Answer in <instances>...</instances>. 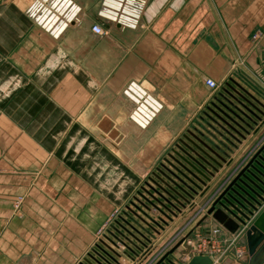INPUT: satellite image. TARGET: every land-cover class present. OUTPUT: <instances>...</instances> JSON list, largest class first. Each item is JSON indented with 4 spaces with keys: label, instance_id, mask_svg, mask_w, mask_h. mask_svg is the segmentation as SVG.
Returning a JSON list of instances; mask_svg holds the SVG:
<instances>
[{
    "label": "crops",
    "instance_id": "obj_1",
    "mask_svg": "<svg viewBox=\"0 0 264 264\" xmlns=\"http://www.w3.org/2000/svg\"><path fill=\"white\" fill-rule=\"evenodd\" d=\"M31 1L0 0V264H86L100 239L115 250L108 228L189 134L223 159L193 149L216 170L201 203L264 142V0H146L134 29L99 18L101 0H71L77 18L57 38L25 16ZM129 82L161 105L144 129L128 119ZM193 202L125 237L112 264H154L181 238L217 230L220 260L185 256V242L167 259L247 264L242 229L196 225L209 202L181 222Z\"/></svg>",
    "mask_w": 264,
    "mask_h": 264
},
{
    "label": "water",
    "instance_id": "obj_2",
    "mask_svg": "<svg viewBox=\"0 0 264 264\" xmlns=\"http://www.w3.org/2000/svg\"><path fill=\"white\" fill-rule=\"evenodd\" d=\"M233 94L238 95L235 91ZM227 95L232 97L228 93ZM245 101L250 107L254 108L249 101ZM189 136L190 138H184L185 142L180 141L181 147L175 145L179 153L172 149L171 154H168L167 159H164L171 170H157L160 177L153 174L155 180L149 178L157 190L152 186H149V189L175 211H178L177 206L183 208V204H186L196 192L201 191V188L216 172L213 168L212 170H205L202 163L207 165L206 160L193 149L198 150L206 159L216 165H218L217 162L212 160L210 155L223 162V159L218 157L195 135L189 134ZM200 146L206 149L210 155L203 152ZM245 159L242 161H245L243 165L238 170H233L229 175L228 178H231L229 180L227 178L211 193L207 200L209 205L196 225L210 217L230 234H233L239 228L242 229L241 232L243 231L248 256L247 264H264V207L248 224L253 213H256L261 204L264 203V142ZM158 191L163 193L166 198ZM146 194L164 210L172 214L164 204L151 196L149 192H146ZM144 200L150 207H156L146 198ZM140 204L145 210H148V207L142 203ZM183 240L184 238H181L154 264H163V261L172 264L167 257ZM85 262L86 264H92L86 260ZM94 262L99 264L96 261Z\"/></svg>",
    "mask_w": 264,
    "mask_h": 264
},
{
    "label": "built area",
    "instance_id": "obj_3",
    "mask_svg": "<svg viewBox=\"0 0 264 264\" xmlns=\"http://www.w3.org/2000/svg\"><path fill=\"white\" fill-rule=\"evenodd\" d=\"M145 3L146 0H101L97 16L122 28L134 29L138 24ZM78 12L79 8L71 0H32L24 13L42 32L51 38H57L72 21L76 20ZM90 29L94 34L102 33L98 25H92ZM204 84L209 89L217 88V84L211 79H205ZM122 94L133 105L128 119L140 129H144L161 109V105L155 99L133 82L125 85ZM202 210H199L198 213ZM192 239L193 241L185 237L182 241L186 245L192 244L190 250L192 255L186 253L185 256L187 257H209L216 261L220 260L227 251V247L222 245V241L210 236V234L204 237L196 235Z\"/></svg>",
    "mask_w": 264,
    "mask_h": 264
},
{
    "label": "rangeland",
    "instance_id": "obj_4",
    "mask_svg": "<svg viewBox=\"0 0 264 264\" xmlns=\"http://www.w3.org/2000/svg\"><path fill=\"white\" fill-rule=\"evenodd\" d=\"M226 103L230 104L229 101H227ZM224 108H226V107H224ZM176 145H178V146L181 147V144L180 143L179 144H176ZM173 148H174L173 150L177 151V149L175 148V146ZM167 167H168V165H167ZM163 170H169V169L165 168ZM154 174L156 176H159V174L157 173V170L155 171ZM150 179L151 180L152 179L155 180L153 174L150 176ZM149 186H152L155 190H157L152 185V183L149 180V178L147 180H145V182H143L141 188L137 191V193L134 195V197L132 198V200L129 202V204H127V206L123 210V214L118 219H115V221L108 228V230L111 233V234H108L107 235L108 242L113 246V248H115V250L112 249V248H111V251H110V249H108V251L106 249H104L100 245V242H101L100 240L101 239L99 238L100 240H98L96 242V244H95V247H93V254H91L93 257L92 256H89V259L90 260L89 259L88 260L90 261V263L95 264L94 261H96L99 264H101V262H105V260H109L111 264H112V262L114 263L115 260H116V257L118 256L117 255L118 252H121L120 249H119V251H116V250H118V247L120 248V247L124 246V241L126 242V238H128L129 236L130 237H133V234H136L137 235V234H139V232L140 233L141 232H144L145 234L148 235V232H151L153 229H155V226H157V224L159 226L160 225H164V223H162L161 220L163 222H165V225L167 224L166 223L167 222V218L171 216L170 213H168L166 210H164L163 207H161L158 203L154 202L151 199V197H149L146 194V192H149L151 194V196H153L159 202H161L162 204H164L172 213L175 214L174 217L177 214L181 213V210L184 209L186 205H188L193 200L195 202L196 198L201 196V194L199 195V192H196V194L194 196H192V198L190 200H188V202L186 204H183V206H184L183 208H180V207L177 206L178 211H175L174 209H171L169 206H167L165 204V202L161 198H159L154 192H152L149 189ZM159 194H161L162 196L165 197V195L163 193L159 192ZM144 198H146L147 200H149L156 207L155 208L150 207L145 202ZM140 203H142L146 207H148V210H145L141 206ZM207 203H208L207 202V199L203 203H201L199 201L198 202H195V204L190 207V210L188 212L187 217L181 218V220H182L181 222H185L184 220L187 221L189 214L192 216V218L195 217L196 214H198V211L199 210L204 209L206 207ZM141 220L146 221V223H144V221H141ZM185 225H187V224H185ZM218 232L219 231L217 230L216 232L211 233L210 236H213L215 238L220 239L222 241V245L225 247L226 243L223 242L222 236ZM199 236L204 237V236H207V234H204L202 232H199ZM187 237H190V236L187 235ZM191 241H193L192 238H191ZM101 248H102V250H101ZM191 248H192V244L191 245H185L184 248L182 249V251L185 254L186 253H189L190 255H192V253H190ZM114 251L116 253H114Z\"/></svg>",
    "mask_w": 264,
    "mask_h": 264
}]
</instances>
